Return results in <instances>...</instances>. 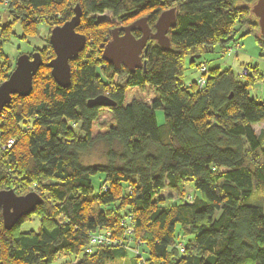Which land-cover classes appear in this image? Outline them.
Returning <instances> with one entry per match:
<instances>
[{
  "label": "trees",
  "instance_id": "16d2710c",
  "mask_svg": "<svg viewBox=\"0 0 264 264\" xmlns=\"http://www.w3.org/2000/svg\"><path fill=\"white\" fill-rule=\"evenodd\" d=\"M256 2H0V84L16 65L4 49L16 36L14 24L22 37L35 35L42 23L54 28L70 20L79 4L76 29L87 36L70 60L71 85L62 87L47 66L56 55L49 34L31 94L14 95L0 113V191L43 198L11 229L0 212V264H264V202L261 196L259 204L249 203L264 194V128H253L264 122V98L250 95L261 77L258 70L251 78L247 68L242 78L231 68L195 63L217 46L229 55L240 30L239 38L254 33L264 46ZM171 7L177 21L170 45L149 40L146 70L116 68L103 58L113 28L147 16L154 31ZM105 11L113 19L92 17ZM189 56L199 71L207 65L202 87L199 78L185 83ZM101 95L115 104L90 103ZM11 138L16 143L5 148ZM96 144L105 147L107 162L83 163L82 154ZM165 189L178 201L169 202ZM33 215L39 229L23 231ZM96 234H109L111 243L90 247ZM71 256L77 261L60 262Z\"/></svg>",
  "mask_w": 264,
  "mask_h": 264
},
{
  "label": "water",
  "instance_id": "95a60500",
  "mask_svg": "<svg viewBox=\"0 0 264 264\" xmlns=\"http://www.w3.org/2000/svg\"><path fill=\"white\" fill-rule=\"evenodd\" d=\"M253 12L259 19L260 31L264 35V0H257ZM74 16L52 29L50 42L55 50V57L47 66L55 81L62 87H68L72 82L70 60L76 58L85 48L87 36L77 31L82 18V8L79 4L74 9ZM177 11L175 7L164 10L153 31L148 23V17L142 16L133 22L117 26L111 31V38L103 50V58L120 68L126 66L131 72L136 68L146 70L147 61L142 54L147 53L150 39L157 41L164 48L169 47L168 33L176 24ZM138 30L141 36L136 37L133 31ZM44 64L42 54L37 51L32 55L23 53L18 56L16 65L9 77L0 84V113L12 101L14 95L28 96L33 90L35 74ZM91 104L114 105L108 96L101 95L90 101ZM43 198L35 191L17 194L13 188L0 191V212L5 228L11 229L22 216L32 213Z\"/></svg>",
  "mask_w": 264,
  "mask_h": 264
},
{
  "label": "rangeland",
  "instance_id": "374dc122",
  "mask_svg": "<svg viewBox=\"0 0 264 264\" xmlns=\"http://www.w3.org/2000/svg\"><path fill=\"white\" fill-rule=\"evenodd\" d=\"M2 16L8 19L7 13H3ZM92 17L96 19V22H99L105 18L113 19L109 11H105L101 14H94ZM9 20L10 19H8V21ZM12 29L14 30L16 36H13L10 42L4 45V49L10 55L11 59L13 60V63L16 64V60L19 55L23 53H28L32 55L34 52H40L39 49L42 50L46 48L45 46L47 45V39L49 38V34H51L53 28H51V26L47 23H42L39 26L38 33H35V35L26 34L25 37H22L24 32L20 23L14 24ZM243 32L244 31L240 30L236 35V38H238L239 40L237 39L238 42H235L234 45L236 46L237 43L240 45H237V52H233L232 54L228 55L227 53H222L220 48L217 46L213 51H206L201 56H197V58L195 59V63L197 64L201 61H206L209 67L212 68L219 67L220 70H226L228 68H231L237 75L242 74V78H248L246 74L247 72H245L247 68L249 69L248 74L251 78L255 76V70H258V74L261 78L257 79L258 83L250 88V95L256 98L261 97L260 99H262L264 98V46H261V44H259L257 37L254 33L239 38L240 34H242ZM97 52L98 50L96 49V53ZM190 61L191 58L189 56L186 59V69L184 76L185 83L187 84H190L193 80L198 79L200 75L198 67L194 66V64L191 65ZM156 117L157 122L159 124L164 123V112L162 109H158L156 111ZM253 128L257 133H259L260 130L264 128V122L253 125ZM13 146L14 144L10 148H12ZM82 161L85 164L106 163L107 158L105 156V147L102 144H96L92 149L82 154ZM191 186L188 187L190 192H192ZM163 193L164 195L170 196L169 202L178 201L176 195L169 189H165ZM261 196L264 202V194H259L253 195V197L249 200V203L259 204V202H261ZM39 227V219L36 215H33L31 220H28L22 224L21 229L23 231H28L31 229L38 230ZM69 259L73 260V262L77 261L71 256L61 258L60 262L62 263ZM111 264L124 263L115 262ZM126 264L129 263L126 262Z\"/></svg>",
  "mask_w": 264,
  "mask_h": 264
},
{
  "label": "built area",
  "instance_id": "2783aa9c",
  "mask_svg": "<svg viewBox=\"0 0 264 264\" xmlns=\"http://www.w3.org/2000/svg\"><path fill=\"white\" fill-rule=\"evenodd\" d=\"M0 2H3L4 4H6L7 0H0ZM235 44V43H234ZM237 45H239L238 43L236 44V46H231L229 47V54H232L233 52H237ZM240 46V45H239ZM207 71V65L205 63L202 64L201 68H200V72L205 73ZM200 86H204L206 80L204 76H200V78L198 79ZM16 143V139L15 138H11L7 141L5 148H10L13 144ZM129 232H132V229H129ZM110 234V233H109ZM109 234H96L93 235L91 237L90 240V247L92 245L95 244H105V243H111V240L109 238ZM180 249L182 250V252L184 251V247L182 244H180ZM90 250V248H89Z\"/></svg>",
  "mask_w": 264,
  "mask_h": 264
}]
</instances>
